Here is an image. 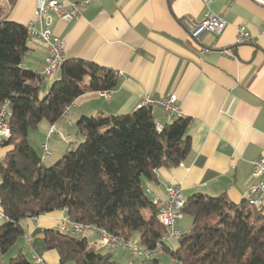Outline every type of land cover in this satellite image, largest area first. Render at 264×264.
<instances>
[{"label": "trees", "instance_id": "16d2710c", "mask_svg": "<svg viewBox=\"0 0 264 264\" xmlns=\"http://www.w3.org/2000/svg\"><path fill=\"white\" fill-rule=\"evenodd\" d=\"M0 0V112H10V147L0 162V254H8L26 236L23 222L67 209L70 223L91 224L131 239L135 234L154 247L166 228L147 195L146 183L158 182L157 171L179 166L192 151L191 119L171 121L159 131L152 108L110 115L82 116L77 128L83 141L53 166L30 144L29 134L44 120L56 124L73 103L89 92H109L118 74L82 59L64 62L60 79L42 97L45 77L26 69L27 25L8 19L16 0ZM183 215L192 228L183 233L177 250L166 248L178 264H264V214L246 200L232 202L226 193H195L186 198ZM31 248L56 251L58 264H118L110 253L91 247L88 238L60 229L41 230ZM8 264H38L19 249ZM139 264H161L160 258Z\"/></svg>", "mask_w": 264, "mask_h": 264}, {"label": "crops", "instance_id": "0c3cea01", "mask_svg": "<svg viewBox=\"0 0 264 264\" xmlns=\"http://www.w3.org/2000/svg\"><path fill=\"white\" fill-rule=\"evenodd\" d=\"M57 1L78 4L87 0ZM208 12L226 21V29L217 36L206 33L192 38L187 27L201 22ZM7 17L27 25L36 19V0H16ZM48 22L66 44V60L82 59L110 69L118 74V85L109 100L101 92L86 93L56 124L44 125L45 141L40 145L48 144L51 151V157L42 160L44 166H53L83 141L76 131L82 116L130 114L149 95L156 102L152 108L155 122L165 126L172 120L160 102L175 95L182 115L191 119L192 151L179 166L159 169L158 182L146 183L147 188L162 200L171 185L181 186L186 198L195 193H226L234 203L245 200L255 182L252 161L264 157L263 3L214 0L207 6L204 0H98L89 3L78 18L66 22L51 13ZM239 27L246 28L254 43H236ZM28 46L22 66L42 73L46 47L33 37ZM223 50L234 53L236 59ZM60 77L58 71L45 78L43 93ZM52 127L57 133L50 135ZM9 150L1 147L0 158ZM64 216L66 210H60L23 222L25 244L33 258L37 253L27 237L38 243L41 230L60 229ZM192 222L191 216L183 215L177 228L189 232ZM37 249L42 264L59 263L56 251ZM106 249L100 251L109 253ZM170 260L175 264L171 256ZM0 264H4L1 259Z\"/></svg>", "mask_w": 264, "mask_h": 264}, {"label": "built area", "instance_id": "2783aa9c", "mask_svg": "<svg viewBox=\"0 0 264 264\" xmlns=\"http://www.w3.org/2000/svg\"><path fill=\"white\" fill-rule=\"evenodd\" d=\"M98 0H87L78 4H66L57 0H36V19L27 24L29 37L39 40L47 49L45 65L41 73L45 78L53 73L61 70L66 58L64 56L65 42L60 39L51 30L48 18L51 13H54L62 21H71L82 15V12L88 7V4ZM214 0H204L207 6H210ZM264 4V1L258 0ZM227 23L223 19L218 18L211 12L206 13L204 19L195 24L188 26L187 31L194 39H199L203 34L210 33L215 36L220 35L226 29ZM238 45L254 43L253 36L246 30L245 27L238 28L237 40ZM209 49H205L208 51ZM222 53L236 59V55L229 50H223ZM102 96L109 100L111 91L101 92ZM160 104L169 120L179 119L184 117L181 112L178 99L175 95H170L163 99ZM156 102L147 95L142 106L153 108ZM69 113L67 111L66 115ZM10 112L5 106L0 112V148L9 141L12 137V131L9 123ZM157 129L161 131L163 125L157 123ZM57 133V130L52 127L50 135ZM49 138V137H48ZM43 151L42 160L51 156V152L46 143L41 145ZM254 172L253 177L255 182L250 186L246 193L245 200L249 205L255 207L258 212L264 214V157H260L253 161ZM147 195L151 198L153 205L158 211L160 223L166 228V232L160 237L155 247L150 248L142 245V243L134 238L126 239L108 233L105 229L96 227L91 224L70 223L67 216L62 217L60 230L67 232L73 236H83L92 234L96 237L94 247L102 248L105 246L120 247L127 257L131 260H150L167 254L166 248L176 250V243L180 240L182 232L177 228L178 222L182 219V209L186 203V197L183 189L179 185H171L166 188L167 198L162 200L157 197L150 189L146 190ZM5 220V215L0 208V221ZM30 242V237L27 238ZM37 263L43 262L41 258L35 257ZM173 262L175 259L173 258Z\"/></svg>", "mask_w": 264, "mask_h": 264}, {"label": "rangeland", "instance_id": "374dc122", "mask_svg": "<svg viewBox=\"0 0 264 264\" xmlns=\"http://www.w3.org/2000/svg\"><path fill=\"white\" fill-rule=\"evenodd\" d=\"M205 3V2H204ZM206 4V3H205ZM206 15V14H205ZM204 15V17H205ZM214 15V14H213ZM204 19V18H203ZM45 94L42 92V97H44ZM167 116V115H166ZM174 120H177V119H174ZM173 121V120H172ZM44 125H50V123L46 120L42 121L40 123V125L38 126L37 129H34L30 132L29 134V142L30 144L38 151V153L40 155H42L41 153L43 152L42 149H41V143L42 141L44 142L45 140V133L43 132V129H44ZM156 127H157V123H156ZM77 133L78 132V129H76ZM78 135H81V134H78ZM82 137V136H81ZM76 138V137H74ZM59 141L62 143V140L59 139ZM48 145V144H47ZM49 146V145H48ZM49 148V147H48ZM50 150V149H49ZM51 152V151H50ZM42 157V156H41ZM51 157V156H50ZM49 157V158H50ZM48 159V158H47ZM258 159V158H257ZM256 160V159H255ZM0 162H1V158H0ZM253 163V161H252ZM253 165V164H252ZM51 167V165L49 166ZM253 172H254V166H253ZM254 178V177H253ZM153 203V202H152ZM66 210L67 212V209H64ZM183 234V233H182ZM76 237H84V238H88L90 243H91V247H93L94 249L96 250H100V248H96L94 247V243L95 241L97 240L96 237H94L92 234H85L83 236H76ZM28 238V237H27ZM134 239H137L139 240V237L137 234L134 235L133 237ZM31 239V238H30ZM158 242V241H157ZM156 242V243H157ZM179 242V241H178ZM178 242L176 243V250H177V244ZM31 243H32V239L31 241L29 242L30 244V247H31ZM156 245V244H155ZM107 249L106 250H110L109 253L113 256L114 260L118 263V264H139L140 261H143V260H131L129 257H127V255L125 254V251H123L120 247H110V246H105ZM155 247V246H154ZM20 248H24V251L26 253V255L28 256V258L34 262L35 261V258H33V252L29 249V247L25 244V239L24 237L20 238L18 240V243L10 250V252L8 254H0V259L3 261L4 264H8L9 263V260L13 257L16 256L18 250ZM103 248V247H102ZM150 248H153V247H150ZM54 253L55 255L56 252H52ZM37 257L41 258L40 256L36 255ZM157 258H160L161 259V264H172L171 263V260H170V256L168 254H165V255H160L159 257ZM176 261V260H175ZM39 264H42V263H39ZM69 264H75L74 262H71ZM175 264H178L177 261L175 262Z\"/></svg>", "mask_w": 264, "mask_h": 264}, {"label": "water", "instance_id": "95a60500", "mask_svg": "<svg viewBox=\"0 0 264 264\" xmlns=\"http://www.w3.org/2000/svg\"><path fill=\"white\" fill-rule=\"evenodd\" d=\"M45 89H46V83L43 84V86H42V91L44 92Z\"/></svg>", "mask_w": 264, "mask_h": 264}]
</instances>
